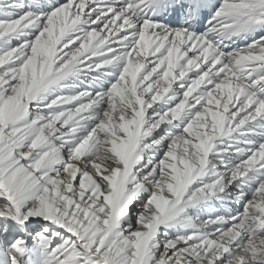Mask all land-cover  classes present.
Instances as JSON below:
<instances>
[{"label":"snow or ice","instance_id":"1","mask_svg":"<svg viewBox=\"0 0 264 264\" xmlns=\"http://www.w3.org/2000/svg\"><path fill=\"white\" fill-rule=\"evenodd\" d=\"M0 264H264V0H0Z\"/></svg>","mask_w":264,"mask_h":264}]
</instances>
